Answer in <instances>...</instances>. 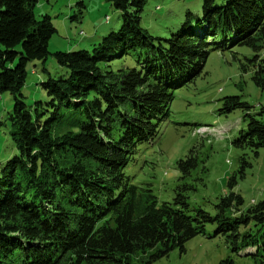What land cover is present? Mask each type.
<instances>
[{"label":"trees","instance_id":"obj_1","mask_svg":"<svg viewBox=\"0 0 264 264\" xmlns=\"http://www.w3.org/2000/svg\"><path fill=\"white\" fill-rule=\"evenodd\" d=\"M107 1L121 14L119 31L92 51L52 55L57 30L49 16L36 17L39 0H0V93L14 99L17 151L0 180V264H132L139 254H151L152 264L176 249L184 253L208 224L216 226L209 237H225L233 253L264 258V202L246 206L231 192L211 215L183 193L159 202L127 174L140 147L159 135L175 91L202 75L210 46L250 48L256 55L241 70L264 90V0H204L202 15L189 13L165 40L142 25L147 0ZM51 55L68 76L43 67L49 102L33 114L22 94L27 66ZM222 103L221 115L246 112L232 145L258 157L264 109L257 118L240 97ZM193 153L178 163L182 182L199 166ZM240 164L230 189L250 166L244 155Z\"/></svg>","mask_w":264,"mask_h":264},{"label":"rangeland","instance_id":"obj_2","mask_svg":"<svg viewBox=\"0 0 264 264\" xmlns=\"http://www.w3.org/2000/svg\"><path fill=\"white\" fill-rule=\"evenodd\" d=\"M203 3L204 0H147L142 25L155 38L169 39L182 28L189 13L195 18L202 15ZM35 14L37 18L49 16L57 30L49 42L52 55L92 51L122 25L121 14L107 0H39ZM81 32L85 33L84 37L80 36ZM229 47L210 46L202 75L175 91L159 135L152 145L140 147L127 170L131 182L151 189L159 202L173 203L177 194L183 193L193 208H201L211 215H215L220 199L231 192L241 195L246 206L264 202V148L258 151V157L254 151L236 149L232 141L244 128L242 118L246 112L220 113L224 98L240 97L250 107L249 113L260 117L264 90L254 84L251 72L245 74L241 70V65L248 64L246 60L256 54L247 47ZM52 55L46 64L34 61L27 66L28 78L22 94L33 114L36 108L42 113L49 102L40 86L46 79L43 67L53 77L68 76ZM259 56L264 59V50ZM39 103L43 106L37 107ZM13 107V97L0 93V180L3 167L17 154L9 120ZM191 151L198 158L199 166L182 182L178 163L190 156ZM243 155L250 166L245 169V178L238 176V184L230 189L228 181L239 171ZM185 185L191 190L184 191ZM215 230V225L208 224L204 235L187 242L184 253L176 249L152 264H219L226 259L234 264H264L263 257L233 253L223 236L210 238ZM150 255L133 256L132 264H148Z\"/></svg>","mask_w":264,"mask_h":264},{"label":"built area","instance_id":"obj_3","mask_svg":"<svg viewBox=\"0 0 264 264\" xmlns=\"http://www.w3.org/2000/svg\"><path fill=\"white\" fill-rule=\"evenodd\" d=\"M109 21V19L107 20V22ZM80 36L84 37L85 36V33L84 32H81L80 33Z\"/></svg>","mask_w":264,"mask_h":264},{"label":"bare ground","instance_id":"obj_4","mask_svg":"<svg viewBox=\"0 0 264 264\" xmlns=\"http://www.w3.org/2000/svg\"><path fill=\"white\" fill-rule=\"evenodd\" d=\"M109 18L107 17V20H108ZM252 203H254V200L252 201Z\"/></svg>","mask_w":264,"mask_h":264}]
</instances>
